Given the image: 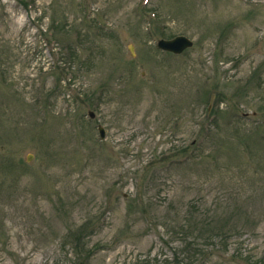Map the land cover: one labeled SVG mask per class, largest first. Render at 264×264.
<instances>
[{
    "label": "rangeland",
    "instance_id": "374dc122",
    "mask_svg": "<svg viewBox=\"0 0 264 264\" xmlns=\"http://www.w3.org/2000/svg\"><path fill=\"white\" fill-rule=\"evenodd\" d=\"M141 259L264 264V0H0V264Z\"/></svg>",
    "mask_w": 264,
    "mask_h": 264
},
{
    "label": "water",
    "instance_id": "95a60500",
    "mask_svg": "<svg viewBox=\"0 0 264 264\" xmlns=\"http://www.w3.org/2000/svg\"><path fill=\"white\" fill-rule=\"evenodd\" d=\"M193 45V42L185 37V36H178L172 40H161L159 42V46L163 49L173 51L175 53H181L186 48Z\"/></svg>",
    "mask_w": 264,
    "mask_h": 264
},
{
    "label": "trees",
    "instance_id": "16d2710c",
    "mask_svg": "<svg viewBox=\"0 0 264 264\" xmlns=\"http://www.w3.org/2000/svg\"><path fill=\"white\" fill-rule=\"evenodd\" d=\"M224 236H225V235H224ZM90 253L93 254V252H90ZM89 256H90V254H89ZM211 256H212V254H211ZM211 256H210V257H211ZM204 257H205V256H204ZM210 257H209V258H210ZM209 258H208V259H209ZM208 259H206V261H207ZM149 261H150V260H143V259H141V260L138 261V264H144V263H145V264H146V263L149 264ZM74 264H78V263H75V262H74Z\"/></svg>",
    "mask_w": 264,
    "mask_h": 264
}]
</instances>
